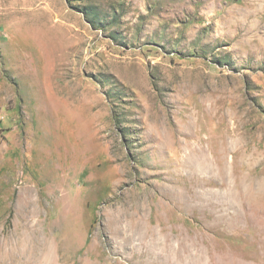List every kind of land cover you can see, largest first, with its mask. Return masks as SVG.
<instances>
[{
	"label": "rangeland",
	"instance_id": "1",
	"mask_svg": "<svg viewBox=\"0 0 264 264\" xmlns=\"http://www.w3.org/2000/svg\"><path fill=\"white\" fill-rule=\"evenodd\" d=\"M0 264H264V0H0Z\"/></svg>",
	"mask_w": 264,
	"mask_h": 264
}]
</instances>
